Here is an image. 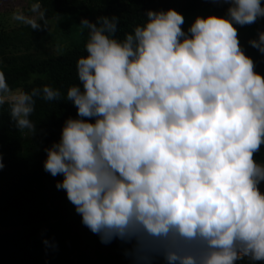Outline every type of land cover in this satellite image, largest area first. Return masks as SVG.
<instances>
[{
	"label": "clouds",
	"instance_id": "obj_1",
	"mask_svg": "<svg viewBox=\"0 0 264 264\" xmlns=\"http://www.w3.org/2000/svg\"><path fill=\"white\" fill-rule=\"evenodd\" d=\"M223 14L147 8L80 17L87 29L77 83L13 88L0 69V105L34 135L35 98L71 101L43 168L102 243L119 239L129 264L264 262V73L237 25L264 18L261 0H227ZM13 21L47 26L41 0L14 4ZM249 45L264 55V26ZM4 167L0 157V168ZM45 250L54 239L42 238Z\"/></svg>",
	"mask_w": 264,
	"mask_h": 264
},
{
	"label": "trees",
	"instance_id": "obj_2",
	"mask_svg": "<svg viewBox=\"0 0 264 264\" xmlns=\"http://www.w3.org/2000/svg\"><path fill=\"white\" fill-rule=\"evenodd\" d=\"M41 4L46 9L47 26L0 31V69L13 88L30 90L50 84L62 93L78 82L75 64L84 54L87 39V29L79 25L80 17L95 20L100 14H115L120 17L118 34L122 36L143 22L147 8L174 7L185 16L182 27L187 28L196 14H223L228 6L227 0H41ZM262 26L264 18L237 28L241 45L256 61V70L264 73V55L247 43ZM51 40L58 47L56 54H17L16 41L25 49L37 50L39 44ZM62 99L35 98L31 114L37 124L34 135L14 126L7 102L0 105V157L4 163L0 168V224L18 227L0 233V264H75L68 259L64 246L73 239L78 226L89 229L80 215L71 211L65 190L56 188L55 181L62 175L52 176L43 168L44 147L59 139L65 117L76 114L71 101ZM254 155L264 160V146ZM42 238L54 239L57 248L46 251ZM109 244L117 247L123 243L114 238ZM238 264L251 262L245 258Z\"/></svg>",
	"mask_w": 264,
	"mask_h": 264
},
{
	"label": "rangeland",
	"instance_id": "obj_3",
	"mask_svg": "<svg viewBox=\"0 0 264 264\" xmlns=\"http://www.w3.org/2000/svg\"><path fill=\"white\" fill-rule=\"evenodd\" d=\"M30 2L31 0H0V31L7 33L8 31L18 30L22 26L26 27V25L20 22L13 21L10 17V12L12 5H27ZM31 32L29 31V33ZM15 44L17 54L19 55L29 53L41 56L42 54H56L58 52V47L52 45V40L39 44L40 46L37 50H34L32 47L25 49L17 41ZM260 187L264 191V182H261ZM69 205L73 214H79L75 211L74 205L71 202H69ZM0 225V233L11 232L18 228L10 224L3 225L1 223ZM125 247L126 245L124 244L115 247L109 243H102L96 233L78 226L73 234V239L64 246V249L68 259L74 260L75 264H129L128 258L124 255Z\"/></svg>",
	"mask_w": 264,
	"mask_h": 264
}]
</instances>
